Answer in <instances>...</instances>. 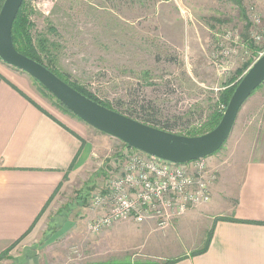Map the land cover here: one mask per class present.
<instances>
[{"label": "rangeland", "instance_id": "1", "mask_svg": "<svg viewBox=\"0 0 264 264\" xmlns=\"http://www.w3.org/2000/svg\"><path fill=\"white\" fill-rule=\"evenodd\" d=\"M23 4L32 35H42L55 45L51 64L42 57L44 64L68 75L70 84L83 87L111 108L91 101L183 137L204 135L200 131L213 112L220 115L219 124L242 77L264 55V0H24ZM24 77L44 107L87 129L91 151L82 169L60 185L34 233L19 248L14 245L2 253L1 264H30L31 258L35 264L169 262L155 257L159 250L204 246L213 222L211 203L225 199L228 187L238 183L249 149L264 159L263 82L241 108L226 143L203 158L210 177L207 204L161 225L157 219L118 222L92 233L89 222L101 212L91 210V201L107 191L111 178L122 174L125 152L133 149L126 150L121 141L86 125L28 75ZM230 91L227 103H221V93ZM221 169L227 180L216 191Z\"/></svg>", "mask_w": 264, "mask_h": 264}, {"label": "crops", "instance_id": "2", "mask_svg": "<svg viewBox=\"0 0 264 264\" xmlns=\"http://www.w3.org/2000/svg\"><path fill=\"white\" fill-rule=\"evenodd\" d=\"M23 74L0 61V255L34 233L60 185L82 169L91 151L87 129L44 107ZM256 153L249 149L238 183L228 187L225 199L213 194L219 200L211 203L213 222L203 247L174 245L155 256L169 262L139 264H264V159ZM224 178L221 169L216 191ZM208 239V249L194 255Z\"/></svg>", "mask_w": 264, "mask_h": 264}, {"label": "water", "instance_id": "3", "mask_svg": "<svg viewBox=\"0 0 264 264\" xmlns=\"http://www.w3.org/2000/svg\"><path fill=\"white\" fill-rule=\"evenodd\" d=\"M23 1L4 0L0 8V61L28 75L86 125L148 156L185 164L214 154L230 137L241 108L264 82L262 55L235 88L219 124L202 136L183 137L150 127L91 101L43 65L17 52L12 27Z\"/></svg>", "mask_w": 264, "mask_h": 264}, {"label": "built area", "instance_id": "4", "mask_svg": "<svg viewBox=\"0 0 264 264\" xmlns=\"http://www.w3.org/2000/svg\"><path fill=\"white\" fill-rule=\"evenodd\" d=\"M203 159L175 164L136 150L125 152L122 174L113 177L107 191L95 196L90 208L98 215L88 230L99 233L118 222L141 224L157 219L161 224L189 208L210 201V177Z\"/></svg>", "mask_w": 264, "mask_h": 264}, {"label": "trees", "instance_id": "5", "mask_svg": "<svg viewBox=\"0 0 264 264\" xmlns=\"http://www.w3.org/2000/svg\"><path fill=\"white\" fill-rule=\"evenodd\" d=\"M3 2H4V0H0V8H1ZM23 5L24 4L22 3V5H21V7L17 13V16L14 20L13 27H12V41H13V45H14L16 51L19 52L20 54L34 60L35 62L43 65L45 68H47L49 71H51L54 75H56L58 78H60L66 84H68L71 88H73L77 92L81 93L82 95H85L89 99L97 102L98 100L94 99L90 94H88L84 90L83 87L76 85V84H72V83L70 84L68 82V79H67L68 75H65L64 73L60 74V73L56 72V70L50 68L47 64H44V62L42 61V57H47L49 59L50 64H51L52 57H53L51 50H53L55 48V45L53 43L49 42L46 38H43L42 35H36V36L32 35L31 30H32L33 25L29 21V19H28L29 13L27 11H25V9H23ZM252 61H251V63H252ZM250 64L248 63L245 66V68L247 69V67H249ZM239 73H241V72H239ZM231 93H232V91L227 92L225 94L221 93L220 102L223 104H226ZM98 103H100V101H98ZM59 104L62 105L61 103H59ZM100 104H102L103 106H105L107 108H111V106L108 104H103V103H100ZM219 116L220 115L213 112L211 114L210 118L208 119V121L206 122V124L204 125V127H203L204 130L200 131V132H203L202 134H206V133L210 132L213 128H215L217 122L219 121ZM128 117H130V116H128ZM165 130H166V132H168V131L171 132V130L167 127L163 128V131H165ZM124 147L126 148V150L128 149L125 145H124ZM72 166H73V164H72ZM211 237H212V234H210L209 238H211ZM209 242L210 241L208 239V241L205 244V248L201 251L194 253V255L195 254H201V253L205 252L208 249ZM1 259H3V257ZM25 260L27 263L29 258H27Z\"/></svg>", "mask_w": 264, "mask_h": 264}]
</instances>
